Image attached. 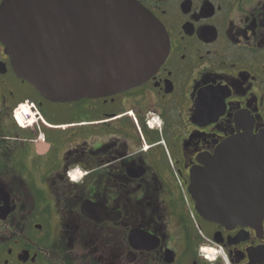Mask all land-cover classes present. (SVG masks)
<instances>
[{
  "label": "flooded vegetation",
  "instance_id": "af4514ba",
  "mask_svg": "<svg viewBox=\"0 0 264 264\" xmlns=\"http://www.w3.org/2000/svg\"><path fill=\"white\" fill-rule=\"evenodd\" d=\"M135 1L169 50L114 95L50 101L0 39V264H264V211L229 224L201 213L247 198L208 163L264 132V0Z\"/></svg>",
  "mask_w": 264,
  "mask_h": 264
},
{
  "label": "water",
  "instance_id": "95a60500",
  "mask_svg": "<svg viewBox=\"0 0 264 264\" xmlns=\"http://www.w3.org/2000/svg\"><path fill=\"white\" fill-rule=\"evenodd\" d=\"M0 39L15 75L61 103L136 87L169 50L164 26L135 0H4ZM208 164L210 172L219 164L220 171L236 173L249 189L240 208L203 205L205 218L229 224L264 211V132L227 139Z\"/></svg>",
  "mask_w": 264,
  "mask_h": 264
},
{
  "label": "built area",
  "instance_id": "2783aa9c",
  "mask_svg": "<svg viewBox=\"0 0 264 264\" xmlns=\"http://www.w3.org/2000/svg\"><path fill=\"white\" fill-rule=\"evenodd\" d=\"M25 113V116L28 117V111H26L25 109H19L18 111L15 112L14 114V119H16L17 123L21 126H24L23 123H22V119H21V114ZM28 124H30V121H28Z\"/></svg>",
  "mask_w": 264,
  "mask_h": 264
},
{
  "label": "clouds",
  "instance_id": "9594fccd",
  "mask_svg": "<svg viewBox=\"0 0 264 264\" xmlns=\"http://www.w3.org/2000/svg\"><path fill=\"white\" fill-rule=\"evenodd\" d=\"M225 264H227V260H225Z\"/></svg>",
  "mask_w": 264,
  "mask_h": 264
}]
</instances>
